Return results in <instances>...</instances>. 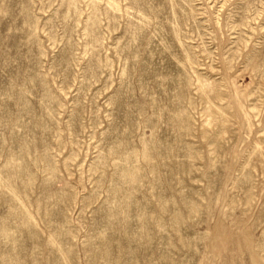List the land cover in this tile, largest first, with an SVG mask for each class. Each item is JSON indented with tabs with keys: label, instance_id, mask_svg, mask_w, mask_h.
<instances>
[{
	"label": "rangeland",
	"instance_id": "rangeland-1",
	"mask_svg": "<svg viewBox=\"0 0 264 264\" xmlns=\"http://www.w3.org/2000/svg\"><path fill=\"white\" fill-rule=\"evenodd\" d=\"M0 264H264V0H0Z\"/></svg>",
	"mask_w": 264,
	"mask_h": 264
}]
</instances>
